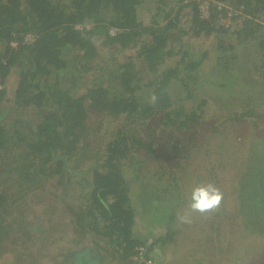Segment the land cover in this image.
<instances>
[{
    "label": "trees",
    "instance_id": "obj_1",
    "mask_svg": "<svg viewBox=\"0 0 264 264\" xmlns=\"http://www.w3.org/2000/svg\"><path fill=\"white\" fill-rule=\"evenodd\" d=\"M166 2L0 0V252L4 245L25 252L18 264L25 257L30 264H73L85 250L91 264H130L136 246L151 235L137 233L136 224L144 219L150 226L168 224L169 236L153 235L155 261V244L170 239L180 207L187 203L184 197L171 199V191L185 175L177 173L194 162L193 151L206 147L198 134L199 126L209 123V105L231 110L222 122L238 121L233 128L245 144L251 135L244 125L262 126L263 112L249 107L264 106V35L259 36L264 0H212L207 17L201 15L200 0H179L164 13ZM142 9H149L148 20ZM230 10L234 24L223 21ZM203 35L199 47H192L193 38ZM250 43L261 54L249 69L238 45ZM11 75L18 80L10 90ZM176 86L185 89L179 99ZM91 115L101 118L93 148ZM257 136L252 143L261 159L264 135ZM142 152L166 156L168 163L156 174L167 185L159 188L142 179L146 189L142 184L137 197L143 204L137 210L128 164ZM261 166L255 183L260 195L245 202L264 209V161ZM48 182L66 196L74 218L59 235L54 218L52 225H44L26 214L34 205L29 194ZM215 218L221 221L224 215L218 210ZM217 225L210 226L212 232ZM64 239L76 247L58 250L54 242ZM222 249L214 255L204 251L200 260L217 264ZM65 255H70L67 262L61 260Z\"/></svg>",
    "mask_w": 264,
    "mask_h": 264
},
{
    "label": "rangeland",
    "instance_id": "obj_2",
    "mask_svg": "<svg viewBox=\"0 0 264 264\" xmlns=\"http://www.w3.org/2000/svg\"><path fill=\"white\" fill-rule=\"evenodd\" d=\"M228 13L229 17L223 21L227 24H234L235 20L231 17L233 12L230 10ZM190 37L191 36H188L187 38ZM204 37L205 36L203 35L193 38L191 46L193 47L195 45L194 47H199L200 41ZM238 46L241 50L240 60L242 63H244L249 69L253 68L255 66V58L258 59L261 54L256 44H240ZM245 50H248V53H246ZM195 51H193V54H195ZM258 73L254 72L253 76L260 75L258 78H261L260 82H262L263 78L261 77V74ZM17 80L18 77L16 75H11L6 84L7 88L11 90ZM261 84H264V81ZM262 88V90H264V85ZM174 92V96L179 99V93L184 94L185 89L176 86ZM186 101L188 106L192 103V99ZM250 106L249 110H261L264 114V106L260 103H252ZM219 110H221V108L216 102H212L209 105V108L207 109L208 112L205 113L206 122H208V115L209 123L200 125V133L198 134L206 147L204 149L193 151V157L191 159L194 160V162L190 163L189 166L186 165L185 168H182L177 173L185 175L184 178L179 180V187L171 191V194H175L171 196V199L175 196V198L180 201V198L184 197L187 202L189 193L195 185L209 182L214 183L223 194L219 211L224 215V218H222L223 220L221 221H217V218H215L217 211L210 214L207 218H202L199 214H193L192 227H195L194 229L198 230V232H196L198 238L204 239V241L205 239L207 240L204 246L203 243H200L195 239L196 242L191 240L192 242L190 241V244L186 243L184 247L180 243V239L174 243V247L175 249L182 248L179 250H172L171 247L166 246L164 255H160L161 259L158 257L155 258L154 264H207L209 262L208 260H200L205 257V254H207L204 251H208L214 255L216 249L220 246L223 247V249L221 252L217 253V264H260L261 260L264 258V218L261 220L260 217L264 209L263 207L260 208V206L255 203L245 202V198L248 196V198H250L251 195H260V190L255 186L256 180H258V177H256V171L257 168H262L261 161H264V157L261 159L257 158L258 156L256 155L255 149L257 147H255L252 142L258 139L257 135H259V133H263L264 135V116L260 118L261 121L263 119L262 122L259 121L260 119L258 120L262 126L255 130L250 127L252 125H244V129L247 130L249 128V136L251 135V137L245 139L247 140V143L245 144L239 141L237 132L233 128L239 125L238 121L233 120L228 123L222 122L228 114H231V110L226 109L223 112H220ZM90 119L89 139L93 148L99 143L100 137L98 135L99 133L97 134V127L101 126V118L99 119L96 115H91ZM214 120L217 121L216 125L213 127L211 122ZM249 120H251V122L256 121V119L253 118H249ZM6 121H8V117L4 116L3 122ZM242 122L243 120L241 119L240 124H242ZM237 130L240 131L241 134V130L239 128H237ZM241 136L243 137L244 135ZM194 139H196V137ZM168 161L169 160H167L166 156H161L159 158L150 154L145 156L144 152L136 155L134 162L128 164V172L130 175L134 176L131 185L134 186L133 193L135 191L137 194L136 197L141 191V186L144 182L142 179L144 178L146 180L148 179L149 182L151 181L159 188H163L167 185L165 177L160 178L159 175L156 174V171L157 169H162L161 165L168 163ZM251 174L256 175L253 176ZM171 177L173 178V176ZM140 179L141 182H138ZM143 186V190L146 189L144 184ZM56 191L57 192L53 189L51 182H48L44 187L34 190L29 194L34 205L26 214L28 215V218L33 220L32 222L38 220L44 225H48L49 223L52 225L50 219L54 218V225L56 226V231L59 235L60 230H66L61 227L64 226L66 228L74 221V218L66 207V196L63 193H59V190ZM132 202L134 206L136 204H143L141 196H139L138 199H132ZM153 205H155V202ZM162 206L161 211L167 213L169 208L165 205ZM185 208L186 203L180 207L179 213L182 210H185ZM53 213L55 215L54 217ZM157 215L164 221L168 219V216H163L160 213ZM145 222L146 220L144 219L142 225ZM146 224L149 225V220ZM212 224H214V226L218 224L215 229L216 231L214 232H212V228L210 227ZM53 230L52 233L55 232V229ZM65 241L66 240L64 239V241L61 240L54 242L59 245L58 250H67L69 247L73 248L77 245L73 242L69 243ZM55 244L52 246L54 247ZM15 249L14 246L9 247L8 249L4 245V248L1 249L3 251L0 252V256L3 257L0 259V264H18L16 259H21L23 258L22 256H25L26 254L23 252L24 255H22L19 251L12 252ZM25 258L27 259L23 264H30V258ZM69 259L70 255H65L61 260L67 262ZM119 260L121 259L118 258V261ZM41 262L43 263V261Z\"/></svg>",
    "mask_w": 264,
    "mask_h": 264
},
{
    "label": "crops",
    "instance_id": "obj_3",
    "mask_svg": "<svg viewBox=\"0 0 264 264\" xmlns=\"http://www.w3.org/2000/svg\"><path fill=\"white\" fill-rule=\"evenodd\" d=\"M178 1L179 0H167L166 3H164V4L161 5L162 6V12H164V13L169 12V9L172 6L174 7L178 3ZM155 4L156 3L154 1H151V7L152 8L155 7ZM142 10H144V9H142ZM186 12H187V14H189V10H187ZM142 13H143V17L145 18V20H148L149 17H150L149 16V14H150L149 9L144 10ZM260 35L261 36L264 35V30L259 34V36ZM263 130H264V128H263ZM136 199H138V198L136 197ZM136 209L137 210L139 209V204H136ZM183 211L184 210H182L180 213H182ZM138 218L139 217L136 218L137 221H138ZM35 222L38 223L39 221L38 220H35ZM175 222L177 224H175L174 232H173L172 235H170L171 236L170 239L166 240L165 242H162V243L157 242L155 244V247H154V255H155L156 258L158 257V258L161 259L160 255H162V256L164 255V251H165V247L166 246L171 247L172 250H179L180 248H182V247H180L178 249H175V247H174L175 246L174 243L176 241L180 240V239H181L180 243L184 247H185L186 243L190 244L192 241H195V239L200 242L201 238H198V235H196V232H198V230L194 229L195 227H192L193 222L191 224H183V223H181L178 220V218L176 219ZM146 225H144V224L142 225V223H139L138 224V222H137V224H136V230H137V233H138L139 236H145V235H148V234L156 235V236H161L163 234L164 236L162 238H165V237L169 236V233H168V224L165 223V222L164 223H161L160 225H158L157 223H154L151 226L149 224L147 227H146ZM184 250H186V249H184Z\"/></svg>",
    "mask_w": 264,
    "mask_h": 264
},
{
    "label": "clouds",
    "instance_id": "obj_4",
    "mask_svg": "<svg viewBox=\"0 0 264 264\" xmlns=\"http://www.w3.org/2000/svg\"><path fill=\"white\" fill-rule=\"evenodd\" d=\"M222 199L223 194L216 184L211 182L197 184L189 193L185 210L178 213L177 218L183 224H191L193 214L207 218L220 209ZM73 264H91V257L86 250L82 251L76 255Z\"/></svg>",
    "mask_w": 264,
    "mask_h": 264
},
{
    "label": "built area",
    "instance_id": "obj_5",
    "mask_svg": "<svg viewBox=\"0 0 264 264\" xmlns=\"http://www.w3.org/2000/svg\"><path fill=\"white\" fill-rule=\"evenodd\" d=\"M212 0H200L199 8L201 15L207 17L210 15V4ZM111 32H115L112 28ZM154 243V237L148 236L143 244L136 246V255L130 264H154V258L151 255L150 246Z\"/></svg>",
    "mask_w": 264,
    "mask_h": 264
}]
</instances>
